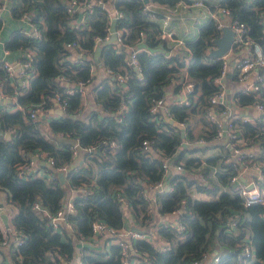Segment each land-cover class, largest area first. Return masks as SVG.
Returning <instances> with one entry per match:
<instances>
[{
  "label": "trees",
  "instance_id": "1",
  "mask_svg": "<svg viewBox=\"0 0 264 264\" xmlns=\"http://www.w3.org/2000/svg\"><path fill=\"white\" fill-rule=\"evenodd\" d=\"M102 1L104 5L94 2L72 13L66 0H9L12 15L27 14L31 27L40 33L17 29L5 41L8 49L32 51L29 84H18L12 93L23 106L42 102L49 107L57 94L67 100V106L47 123L19 107L0 108V189L10 201L9 227L3 229L0 224V264H125L122 248L108 241L110 237L96 243L92 221L102 218L120 233L127 211L130 224L146 233L133 243L137 254H130L138 261L143 256L144 264H193L212 252L219 256L217 264H264V202L246 205L237 183L231 182L242 160L264 162V113L254 121L231 114L236 136L229 138H217V125L207 117L224 62L210 51L223 30L213 17H207L197 33L183 35L184 43L177 44L162 35V15L145 10L144 0ZM203 4L211 9L219 4L228 7L230 18L245 22L246 35L256 39L264 53V0H204ZM112 7L123 13L116 22L122 42L107 40ZM178 22L171 20L169 26L177 29ZM2 26L0 14V30ZM178 31L175 36H182ZM97 35L103 37L100 43ZM99 44L100 65L93 55ZM134 48L138 70L128 62ZM72 49L83 50L86 56L77 57ZM100 70L104 75L96 82ZM237 72L236 68L232 79ZM259 72L263 78L257 82V91L237 89L230 94L237 106L264 102V66ZM119 74L126 75L125 81L118 79ZM8 76L0 67V80ZM188 82H193L190 90ZM70 87L75 88L73 93L67 91ZM88 90L93 106L86 107L84 92ZM184 95L190 103L180 101ZM161 97L167 114L151 109ZM223 109L227 114L226 103L217 106L218 111ZM179 121L186 122L184 135ZM145 139L152 149L143 148ZM238 139L247 143L236 145L252 148L251 154L241 158L234 154ZM76 143L78 149L91 147L81 151V163L73 152ZM210 146L216 147L214 153L206 152ZM36 152L54 158L48 168L50 177L19 174V165ZM166 158L183 163V169L169 172L167 187L156 192L157 205L150 209L145 190L163 178ZM63 165L68 167L64 177L58 170ZM69 189H79L73 198L76 211L67 216L73 231L61 233L33 205L37 200L54 214ZM118 192L126 197L127 207ZM201 192L216 197H201ZM173 212L185 229L160 222L161 215ZM246 234L254 251L240 258ZM16 237L22 242L14 246ZM77 239L84 240L78 260ZM160 244L169 248L162 249Z\"/></svg>",
  "mask_w": 264,
  "mask_h": 264
},
{
  "label": "built area",
  "instance_id": "2",
  "mask_svg": "<svg viewBox=\"0 0 264 264\" xmlns=\"http://www.w3.org/2000/svg\"><path fill=\"white\" fill-rule=\"evenodd\" d=\"M8 0H0V13L1 11L6 7ZM68 4V11L69 12H75L76 10H82L85 6H91L94 2H99L102 5H104V1L102 0H66ZM145 2V1H144ZM204 0H192V2H188L187 0H178L174 3H161V2H155L152 0H149L145 2L144 9L147 11H150L152 14L159 13L162 15L163 20V29H162V35L174 39L177 44L184 43L183 36H175L176 35V27L169 26L171 20H183L186 18H191L190 20H193L195 24H199V18L200 17H213L217 21V25L219 28L223 30L224 26H229L234 29L235 37L233 40V48L234 50H238L241 47H247L249 51L243 56L240 57L238 63L236 64V68L238 69L237 72V78L235 80H242L248 78L250 73L252 71H256L258 73L257 78L255 81H253L251 84L244 86L242 90L246 92L253 93L257 91L258 88V80H262L263 76L260 75L259 67L264 66V53L261 44L254 39L253 37H249L246 35L247 26L245 22L240 21L238 18H230V9L226 6H223L221 4L217 5L215 9L211 8H204L203 7ZM196 8H202L200 11L203 13L201 15L198 14L194 10ZM25 17H29L27 14L24 15ZM85 14H83V17ZM123 16V13L118 10L115 7H112L111 11V17L112 19L115 17L116 19H119ZM261 21L263 22V30H264V13L261 14ZM112 22V20H111ZM31 25V24H30ZM178 25V24H177ZM111 27V25H110ZM32 29V31H31ZM193 29L192 25L189 23L188 27L186 28V31H190ZM31 33H35V35H39V31L33 26L29 29ZM117 31V41L122 42L121 29H116ZM111 33V30H110ZM109 37V36H106ZM97 42L100 43L103 39L100 35L96 36ZM75 43H68L67 46H72ZM215 47V45L213 46ZM141 48H146L145 46H142ZM148 49V48H146ZM230 50V51H231ZM137 49H133L129 55L128 62L132 64L134 67L136 66L138 70V61H137V55H136ZM169 52V51H168ZM83 50L80 52H77V57L82 56ZM229 55V52L223 55L224 58L223 62V68L221 71L220 76L216 78V82L219 85L218 91L213 93L210 97V105L207 110V117L209 120L213 121L217 125V138H229V137H235L236 133L234 130V125L231 122L229 116L231 114L240 115L245 120H252L261 113H264V102L263 101H257L255 104L245 105L241 106L244 109H250L252 107H255L259 110V114L254 117L250 118L245 115L239 114L240 112H234L233 109H231L232 106L228 105V101H231V96H229L227 92V77L228 71H230V63L227 60V57ZM32 60V51H25L18 59L14 62L11 60H4L3 61V68L8 74L17 73L20 76L19 84L22 87H25L29 84V79L32 76L31 71L28 70L30 62ZM235 68V69H236ZM118 79L120 81H125L126 75L119 74ZM82 86V84H77ZM76 85V86H77ZM188 90L193 88V82H188L187 84ZM79 87V88H80ZM75 88L70 87L67 91L69 93H73ZM61 100V103L59 102ZM233 100V98H232ZM180 101H184L186 103H190L191 99H189L186 95H184ZM54 102H57L61 109H65L67 106V100L65 98H61V95L57 94L54 97ZM226 103L229 107V111L226 114V110H217V106L219 104ZM126 105H124L125 107ZM18 107L26 110V113L33 119H38L39 117V109L43 107L42 102H33L31 104H28L27 106H23L22 104ZM164 107L167 113V106L166 102L163 97L158 98L153 106L152 111L157 112L161 111V108ZM169 116V115H168ZM180 127H183L186 125L185 121H179L178 122ZM237 143L240 144H246V140L238 139L234 144ZM231 145L232 143L229 142ZM78 143L75 144V148L73 150L75 156L80 154V152L84 149H91V147H85L82 149H78ZM239 145H236L234 147V154L241 158L244 153L248 152L251 149H243L240 148ZM87 148V149H86ZM143 148L144 149H152V146L150 144V141L148 139H145L143 141ZM262 153L264 154V148L262 149ZM251 154V153H249ZM230 156L227 157L229 159ZM83 162V161H82ZM55 163V160L52 156L46 154L45 152L34 153L30 159L26 160L25 162L21 163L18 167V172L23 177H28L30 174H34L37 176H44V177H50V172H48V168L52 167ZM81 163V162H80ZM164 166V175L163 178L158 180L156 183L146 187L145 190V196L149 201L150 209H153L157 205L156 201V192L160 191L167 187L168 181L166 180L168 177V174L171 170H182L183 169V163L181 162H173L169 158H166L163 162ZM67 165L60 166L58 168L61 173H64L67 169ZM255 168L259 170V172H251L250 169L255 171ZM237 173L232 175L231 182H236L239 187V193L244 198V202L246 205H251L254 203L264 202V186L262 183H264V169L262 168V160L256 161L254 160L252 164H250L248 161L242 160L240 168L237 165ZM247 169V170H246ZM248 171V172H247ZM86 188L84 186L80 187V191L84 192ZM78 190H74V194L68 197H64L62 202V207L58 209V211L54 214H50L45 207L41 205L39 201H35L33 208L35 210L40 211L45 218L48 219L49 223L61 233L64 232H72L73 231V225L70 221H68L67 216L69 213H74L76 211V207L73 202L74 196L78 193ZM118 196L120 200L122 201L123 205L127 207V199L124 195L121 194V192H118ZM10 212H13V209L11 208ZM174 213V212H173ZM171 215H161L160 222H163L165 224H170L173 226H177L179 230L185 229V225L178 222V213L175 214V219H170ZM0 224L3 229H7L9 227L5 225L2 217L0 216ZM232 225H234L232 223ZM67 227V229L65 228ZM92 231H93V239L98 244L99 241L103 240L104 237H110L108 241H111L113 243L119 244V246L122 248L123 257H124V263L125 264H144L143 261L145 260L143 256L140 255V260L138 261L135 257L130 256V254H134L133 250L136 251L134 248V241L139 238L146 236V233L140 229L135 228L133 225L128 224V217L127 214H125V227L121 230L120 233H116V229L114 227H111L104 219L102 218H95L92 221ZM81 241L82 245L84 244L83 239H77ZM22 242V238L16 237V241L14 243V246H17ZM13 244V243H12ZM252 239L249 234L245 235L244 240L241 242V248L242 253L239 256L240 258L243 255H251L253 250L252 246ZM160 248L167 249L169 246H166L164 244H160ZM137 254V251L136 253ZM77 257V256H76ZM77 260L79 259L76 258ZM219 260V256L212 253H206L204 256L203 261L196 260L193 262V264H199L203 262L204 264H217V261Z\"/></svg>",
  "mask_w": 264,
  "mask_h": 264
},
{
  "label": "crops",
  "instance_id": "3",
  "mask_svg": "<svg viewBox=\"0 0 264 264\" xmlns=\"http://www.w3.org/2000/svg\"><path fill=\"white\" fill-rule=\"evenodd\" d=\"M196 12H198L199 15H201L203 13L200 10H196ZM0 14L3 18V26L0 30V67L3 68V61L4 60H11V61L15 62L18 59V57H20L24 53V51L22 49H8V48H6L5 41L8 38H10V35L15 30L24 29L26 31L27 30L30 31L29 29L32 27H31V25H30L31 23L29 22L27 17L22 16V17L15 18L12 15L10 7H9V0L7 2L6 7L1 11ZM190 19L191 18L183 19L182 21L179 22L180 25L179 24L177 25V28L179 30L178 33L181 34L182 36L183 35L187 36L189 34L196 33L195 29H191L190 31H186V28L188 27ZM181 22H183V25L181 24ZM31 31H32V29H31ZM72 51H73V54H75L77 56L78 51L76 49H72ZM247 51H249V49L247 47H241L238 50L232 49L231 51H229L228 57L232 56V61H234V64L230 65V67H231L230 71L231 72H233L235 70L236 64L238 63L240 57L241 56L244 57V55L247 53ZM103 75H104V70L98 71V74L96 77V82ZM257 75H258V73L256 71H252L250 73V75L248 76V78L242 79V80H235V79L231 78V75L228 76L226 82H227V92H228L229 96H230V94H233L237 89H243L244 86L251 84L253 81L256 80ZM19 80H20V76L17 73L9 74L8 80L7 79L6 80H0V108L2 110H12V109L18 107V102H17V97H16L17 95H16L15 91H14V93H12V91L14 89H16L17 85L19 84ZM67 84H69V83L67 82ZM171 90H172V88L169 87L168 93H170ZM92 99H93L92 92L89 90L87 92L85 91L84 92V104L86 105V107L88 105L93 106ZM231 102H232L231 109H233L234 112H240L239 114L245 115V116L250 117V118H254L259 114V110L255 107H252V108L247 110V109H244L242 107L237 106L234 103V100H232V98H231ZM19 105H20V103H19ZM161 111H162V113H166V110L164 109V107L161 108ZM60 112H61L60 105L57 102H52V104H50L49 107L43 106L41 109H39L38 119L47 123L49 118L52 117V115L60 114ZM1 131L2 130L0 129V132ZM6 134H7V132H6ZM82 161H83V159L81 158V155L78 154L76 156V162H82ZM60 175H62V177H64V173H61ZM73 194H74V190L69 189V192L67 193L66 197L71 196ZM0 203H3L2 209H4L5 211L8 208L10 209V201H9L8 193L3 189H0ZM171 215L175 217V213L171 214ZM127 217H128V224H130L131 215L129 214L128 211H127ZM158 222H159V220H158ZM65 228L67 229V227H65ZM81 247H82V243H81V241L78 240L77 241V253H78L77 258L80 257L79 254L81 252Z\"/></svg>",
  "mask_w": 264,
  "mask_h": 264
},
{
  "label": "water",
  "instance_id": "4",
  "mask_svg": "<svg viewBox=\"0 0 264 264\" xmlns=\"http://www.w3.org/2000/svg\"><path fill=\"white\" fill-rule=\"evenodd\" d=\"M145 2L149 1V0H144ZM116 22H117V19L114 17L112 19V22H111V27H110V30H111V35L110 37L107 39L108 41H114V40H117V31H116ZM234 37H235V32H234V29L229 27V26H224L223 27V32L220 36L216 37L214 42H215V47H213L210 51V54L212 55H215V56H223L225 55L226 53H228L231 48H233V40H234ZM102 51V45L99 44L95 51H94V58L95 60L99 63V65L101 64L100 60H99V57H100V53ZM83 57L86 56V54H83L82 55ZM227 60L228 62L230 63V65H233L234 64V61H232V56L231 57H227ZM135 68H137L135 66ZM230 70H231V67H230ZM228 75H232V72L231 71H228ZM77 87H80V85H77ZM228 105L229 106H232V102L231 101H228ZM63 112V109H61V112ZM168 118V120L172 123H176V121H174V119L170 116H166ZM181 133L182 135H184V128L181 127ZM100 149L101 147H98L97 148V151L100 152ZM62 176V175H61ZM3 207V203H0V215L5 223L6 226H8L9 224V216H8V213L2 209ZM135 227V226H134ZM136 228V227H135ZM133 253L135 254L136 251L133 250ZM213 254H215V252H213ZM199 264H204L203 262L199 263Z\"/></svg>",
  "mask_w": 264,
  "mask_h": 264
},
{
  "label": "rangeland",
  "instance_id": "5",
  "mask_svg": "<svg viewBox=\"0 0 264 264\" xmlns=\"http://www.w3.org/2000/svg\"><path fill=\"white\" fill-rule=\"evenodd\" d=\"M194 10L196 11L197 9L196 8H194ZM198 18H199V23H202L203 21H205L206 20V18L207 17H200V16H198ZM176 21H182V20H178V19H176ZM179 22L177 23V24H179ZM189 23L192 25V27H193V29H195V31H196V33L198 32V25L197 24H195L194 22H193V20H189ZM181 24L183 25V22H181ZM180 25V24H179ZM84 106H86L85 104H84ZM215 150H216V147H214V146H210L208 149H207V151L206 152H208V153H214L215 152ZM203 153H205V151H203ZM262 165H264V162H262ZM252 172H259V170L258 169H256L255 168V171H252ZM201 197H216V194H207V193H203V192H201V193H198ZM160 219V218H159ZM158 219V220H159ZM170 219L171 220H173V219H175V217L174 216H170ZM158 220H157V222H158Z\"/></svg>",
  "mask_w": 264,
  "mask_h": 264
}]
</instances>
